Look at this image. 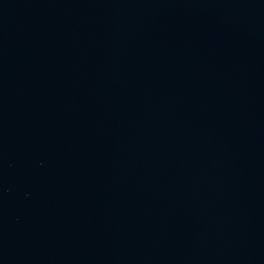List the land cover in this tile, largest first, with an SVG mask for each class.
Masks as SVG:
<instances>
[{
	"label": "water",
	"instance_id": "obj_1",
	"mask_svg": "<svg viewBox=\"0 0 264 264\" xmlns=\"http://www.w3.org/2000/svg\"><path fill=\"white\" fill-rule=\"evenodd\" d=\"M0 264H264V0H0Z\"/></svg>",
	"mask_w": 264,
	"mask_h": 264
}]
</instances>
